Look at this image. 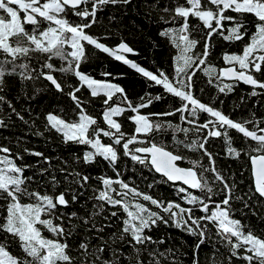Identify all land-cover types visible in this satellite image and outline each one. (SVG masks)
<instances>
[{
    "label": "snow or ice",
    "instance_id": "1",
    "mask_svg": "<svg viewBox=\"0 0 264 264\" xmlns=\"http://www.w3.org/2000/svg\"><path fill=\"white\" fill-rule=\"evenodd\" d=\"M172 2L169 0L170 4ZM129 3L130 0H0V11L7 14V18L0 16V54L3 55V59H0V88L3 87L5 77L11 75H19L21 80L42 77L50 82L51 88L70 98L78 120L68 121L53 112H47L45 127L50 125L62 133L65 143L72 141L91 147V151L83 152L82 160L79 155L74 156L75 165H88L96 157H102L115 173L114 177L103 174L92 177L65 160V167L49 164L48 168L39 167L37 172L24 176V171L32 166L18 165L15 160L22 159L21 153L17 152L14 159L9 147L0 146V153H3L0 155V199L4 201L0 205L3 213L0 216V232L6 238L8 234L18 238L21 250L20 255L13 254L7 244L0 243V264H146L145 253L152 264H163L165 257L170 258L169 264H179L180 248L170 247L164 251L151 248L153 244L165 242L166 238L161 236L156 241L146 232L158 223L167 225L169 222L195 237L191 245L192 264H200V249L205 244L211 249V264H225V260L226 264H233L234 257L248 264H264V238L250 229L244 230L241 219L234 216L238 209L233 206L234 201L238 202L239 211L243 214L244 210L252 211L264 203V127L258 126L264 123V119L252 113L255 119L254 130H249L245 125L252 123V120L234 119L211 101L202 102L195 94L198 70L209 77L208 83L213 82L212 77L220 81L217 88L221 93L232 91V85H225L221 81V77H228L234 78L235 82L242 81L251 85L253 91L249 95L264 94V80L253 74V70L264 74V0H186L184 4L175 7L165 5L159 8L162 13H173L167 18L160 15L159 19L165 24H176L178 18L183 20L177 27H162L159 31V35L166 37L177 50L172 58L171 72L161 67L149 70L128 59L125 53L137 54V50L124 38L108 44L91 34L90 30L101 19L98 17L99 10L106 5L119 8ZM69 12L79 18L78 22L68 18ZM190 16L202 22L199 36L191 34L196 26L190 24ZM109 19L115 21L116 17L110 16ZM25 25H31V31ZM112 35V30L106 28L103 36L111 38ZM219 37L223 41H236L241 44V48L237 51H223L221 55L229 66L217 71L209 60L213 40ZM9 38H13L15 43L10 42ZM87 46H94L116 61L130 66L145 78L146 88L161 86L163 91L155 95L145 91L139 97L130 98L127 89L114 82L117 77H123L124 73L114 75L102 71L101 75L105 79H96L85 73L81 70V64L86 59ZM196 49L200 51H194ZM32 52L41 54L36 59L38 68L30 67ZM53 58H59L62 62L58 69L52 63ZM56 72L64 75L71 73L76 83H65L57 77ZM82 86L90 90L86 99L81 95L84 91ZM257 86L261 92L256 91ZM65 88L69 90L65 92ZM169 94L173 100L171 108L158 112L144 111L154 101L163 102ZM94 98L101 101L99 116L86 111L93 106ZM0 104H7L18 119H24L6 96L0 95ZM129 111L131 115H127ZM122 113L128 121L134 122L131 134L123 131ZM204 113L208 114V118L199 122L198 114ZM173 114L190 127H182L170 119H152ZM221 129L230 144L232 139L227 135L228 129L237 130L243 137L250 138L246 146L227 149L229 156L239 158L244 155L251 161V184L254 186L246 191L237 182L236 174H229L226 168H221L208 149L210 138L220 137ZM168 130L172 131L174 140L177 132L185 134V140H176L177 145L201 152V159L190 161L192 167L180 166L185 157L148 138L154 132L159 134ZM203 130H207V133L203 134ZM190 132L200 135H195L189 142L187 135ZM101 133L103 137L109 138V143L102 142ZM35 134L42 135L39 131ZM253 141L255 146L251 143ZM134 143L144 146L130 147ZM121 151L125 157H130L139 165L167 177L168 181L173 182L178 200L186 201L189 206H183L177 199L154 197L122 179L123 173L117 168ZM24 152L39 156L43 161L52 159L34 149L25 148ZM205 157L207 163L203 164L201 160ZM197 167L200 168L199 173L195 171ZM57 171L60 179L57 178ZM208 176L212 177L215 184L209 181ZM92 179H96L102 187L92 186L93 195L82 202L84 213L58 209V205L70 206L80 202L79 196L87 190ZM131 179L129 177V181ZM176 182H182L183 186ZM62 184L63 190L54 191L52 195L48 193L50 186L55 190ZM31 185L38 187L29 190ZM38 188L45 191L41 192ZM196 190H199V194H195ZM68 195L71 200L66 198ZM22 197L30 202H22ZM141 197L158 211L141 203ZM92 200L97 203L93 204V211H87V202ZM106 206L116 210L109 211ZM197 209L202 214L197 215ZM42 214L45 218H42ZM99 216H103V222L97 220ZM114 218L120 222L119 226L116 231L107 233V228L115 226ZM54 219L58 222H54ZM65 219L68 220L67 227ZM38 225L44 226L57 238L44 237ZM77 235H80L76 248L78 255L73 257L69 254L67 241ZM93 240L96 243H92ZM218 244L226 250V257L220 252ZM104 253H108L107 258ZM218 254L223 259H218ZM205 258L209 259L207 254Z\"/></svg>",
    "mask_w": 264,
    "mask_h": 264
},
{
    "label": "trees",
    "instance_id": "2",
    "mask_svg": "<svg viewBox=\"0 0 264 264\" xmlns=\"http://www.w3.org/2000/svg\"><path fill=\"white\" fill-rule=\"evenodd\" d=\"M186 0H173L170 4L169 0H130L127 6L121 5L119 8H115L111 5H106L102 10L98 11V17L101 19L98 21L97 25L93 27L90 31L101 38V42L108 44H114L119 42L120 38H124L130 46L137 50V54H127V58L136 61L141 64V66L149 68V70H154L155 67H161L168 71H173L172 69V58L176 55L177 50L172 46L170 41L163 36L159 35V31L162 27H177L179 23H182V18H178L176 24L169 22L165 24L159 19L160 15H164L167 18L173 13H162L159 8L169 5L175 7L177 4H184ZM151 5H157V7H150ZM18 7V6H16ZM82 7V6H78ZM2 11H0L1 13ZM3 13V12H2ZM22 17L23 12H20ZM3 16L7 18V14L3 13ZM110 16H115L116 20H110ZM68 18L73 22H78L79 18L72 15L70 12ZM189 22L191 25L196 26V30L192 32V35L199 36L201 34L202 22L198 18L189 17ZM44 26H47L45 24ZM25 27L31 31V25H25ZM106 28H110L113 32L111 38H106L103 36ZM10 42L15 43L13 38H9ZM241 48V44L236 41H223L222 37L213 40V51L210 54L209 63L213 64L215 68L228 66L223 60L221 53L223 51H237ZM194 51H200L196 49ZM41 56L38 52L31 53L30 67L38 68L39 65L36 63V59ZM46 58V57H45ZM0 59H3V55L0 54ZM52 63L58 69L61 66V61L59 58H53ZM63 63H66L64 61ZM203 67V66H202ZM238 67V66H237ZM81 70L85 73L93 75L96 79H105L101 75L102 71H108L113 73H124L123 77H117L114 82L120 83L124 86L130 98L139 97L144 94L145 91L151 92L152 95L160 93L163 91L161 86L153 85L151 88L145 87V78L137 73L130 66L123 64L120 61H116L109 54L103 53L100 50L94 48V46H87L86 48V59L82 60ZM19 71V70H18ZM253 74L264 80V74L257 73L253 70ZM35 75V73H33ZM58 78H61L65 83H76L74 76L69 73L64 75L60 72H56ZM196 80L198 81L196 85V95L197 98L201 99L202 102L211 101L214 106L220 108L225 114H229L234 119L238 120H252V123L246 124L245 126L249 130L253 129V124L255 119L252 117V113H255V117L264 119V94L253 96L249 95L253 91L251 85H247L244 82H235L234 79H227L221 77V81L225 85H232V91H225L224 93L219 92L217 84L220 81H216L215 77H212V83H208L209 77L203 72L198 70L196 75ZM50 82H47L42 77L38 79H27L21 80L19 75L6 76L3 81V87L0 88V95H4L8 100H11L13 106L17 111L23 115L24 119H18L14 113L7 107V104H0V146H7L11 149V155L15 159V154L17 152L21 153L22 159H16L15 162L19 164H29L31 169H26L23 173L24 176L32 175L33 172H37L39 167L48 168L49 164L56 167H65L63 161L67 160L73 166L78 167L81 170L92 177H97L101 174L107 176H115V173L109 167L107 161L103 160L102 157H96L95 161L84 165L80 163L78 166L74 164V156L79 155L82 160V154L85 151L86 146L80 145L78 143L68 141L65 143L63 141V134L58 133L55 129L51 128L49 125L45 127L47 121L45 119V114L47 112H53L62 118L73 120L76 116L74 115V108L72 101L64 94L56 92L54 88L49 86ZM84 88L82 98H87L90 95V90L86 86ZM69 89L65 88V92ZM201 90H203L201 92ZM257 92H261L259 86L256 87ZM102 96V94H100ZM166 97L163 102H155L148 106L144 111L146 112H158L171 108L173 105V100ZM219 97V99H217ZM243 97V100H241ZM178 99V98H177ZM221 101L223 103L221 104ZM178 106V105H177ZM101 110V101L93 99V106L86 109L88 114L99 116ZM127 115H131L130 111ZM124 118L123 131L127 134H131L134 131V122L128 121L125 114H121ZM208 118V114H198V121L202 122L204 119ZM117 119H120L117 117ZM154 121L165 119H170L173 123L181 124L182 127H190L186 122L180 121L179 117L173 114L170 117H152ZM102 122V121H101ZM259 127H264V123L259 124ZM91 127V126H90ZM106 127V126H105ZM41 132L42 135H36V132ZM220 137L210 138L208 142V149L214 154L217 163L221 168H226L229 174L235 173L237 182L241 185L243 190H247L251 184V169H250V159L247 156L241 155L239 158L234 156H229L227 154V149L229 147L240 148L246 146V142L250 141V138L243 137L239 134L237 130L228 129L227 135L231 137L232 143L230 144L225 137L223 129H221ZM207 130H203V134H206ZM176 139L173 138V133L171 130L166 132H161L156 134L155 132L151 134L148 138L152 139L157 144H162L167 147L168 150L173 151L175 154L185 157L184 160L180 162L182 167H192L190 161L193 159H201L200 151H192L185 149L183 145H177L176 140H185V134L183 132H177ZM195 135H200V133H188L187 140L190 142ZM102 139L109 143V138L103 137ZM255 146V142H251ZM144 145L132 144L130 147H138ZM34 149L36 152L43 153L45 156H49L52 159L50 161H43L41 157L35 156L29 153H25L24 149ZM3 153H0L2 155ZM119 164L117 166L118 171L123 173L122 179L126 182L131 183L133 186L138 187L141 191L148 192L154 197L161 199H177V202L181 203L183 206L187 205L186 201L178 200V193L173 188V182L168 181L164 176L156 173L151 168H145L139 165L137 162L132 161L130 157H125L121 151L119 156ZM201 163L206 164V157L201 160ZM199 173L200 168L195 169ZM51 174V170H49ZM131 177V181H129ZM57 178L60 179V174L57 171ZM211 183L215 184L211 176H208ZM155 181V183H153ZM180 184L181 182H176ZM102 187L98 184L96 179L89 181V186L86 191L82 192L79 196L78 203L71 204L70 206H57L58 209H62L65 212L77 211L78 213H84L85 208L82 202L87 200L88 196L93 195L92 186ZM152 185V187H149ZM32 187H38L37 185H31ZM64 185L57 187L55 190L51 186L47 189L50 195L53 192H59L63 190ZM118 188V185H114ZM41 192L45 191L43 188H38ZM79 191V190H78ZM195 194H199V190L195 191ZM239 194V193H237ZM67 199L71 200V196H66ZM22 202H30L26 197H22ZM141 203H146L153 211H158L155 206L150 205V202L143 201V198H139ZM97 201L92 200L87 202V211H93V204ZM4 201L0 199V205H3ZM233 206L238 209L234 216L241 219L244 225V230H252L254 234L259 237L264 238V203L257 205L252 211L244 210L243 214L239 211L240 205L238 202H233ZM109 211L116 210L111 206H106ZM178 211V210H177ZM253 212L256 214L254 215ZM122 213V209H121ZM107 214V213H105ZM197 215L202 214V211L197 209ZM3 213L0 211V216ZM42 218L44 214H42ZM97 220L103 222V216L97 217ZM115 226L107 228L106 232L110 233L116 231L119 226V221L115 220ZM54 222H58L54 219ZM76 221H73L75 223ZM64 224L67 227L68 220H64ZM41 228V234L50 239L57 238L54 233L49 232L44 226L38 225ZM214 231V229H213ZM148 235H151L154 240L159 241L160 237L166 238L165 242L157 243L151 245V248H155L158 251H164L170 247L180 248L181 253L179 255V264H192V249L191 245L195 241V237L185 233L182 228H176L174 224L169 222L167 225L163 223H158L146 230ZM63 240V237H60ZM235 239V237H233ZM80 242V235L75 238L69 239L67 241L69 245V254L73 257L78 255L76 248ZM0 243L7 244L9 250L13 254L20 255L21 250L18 247V238H14L11 234H8L7 238L3 232H0ZM92 243H96L95 240ZM221 253H224V257L227 256L226 250L217 245ZM239 251H243L240 249ZM186 253V255L184 254ZM206 254L209 259H206ZM104 257H108V253H104ZM211 249L209 245L205 244L200 249V264H211ZM218 259H223L217 255ZM144 259L146 264H152L149 260L147 254L145 253ZM169 257L163 258V264H169ZM226 264V260H225ZM233 264H248V262L233 258Z\"/></svg>",
    "mask_w": 264,
    "mask_h": 264
},
{
    "label": "rangeland",
    "instance_id": "3",
    "mask_svg": "<svg viewBox=\"0 0 264 264\" xmlns=\"http://www.w3.org/2000/svg\"><path fill=\"white\" fill-rule=\"evenodd\" d=\"M0 16H3V13L1 12L0 13ZM5 17V16H4ZM6 18V17H5ZM54 115H56V114H54ZM58 116V115H57ZM60 117V116H59ZM60 118H62V117H60ZM63 119H65V118H63ZM66 120H68V119H66ZM73 120H78V117H75ZM68 121H72V120H68ZM102 142H104V143H106L103 139H102ZM85 150H89V151H91L92 149H91V147L88 145V146H86V148H85Z\"/></svg>",
    "mask_w": 264,
    "mask_h": 264
},
{
    "label": "water",
    "instance_id": "4",
    "mask_svg": "<svg viewBox=\"0 0 264 264\" xmlns=\"http://www.w3.org/2000/svg\"><path fill=\"white\" fill-rule=\"evenodd\" d=\"M127 54H130V53H125V55H127ZM225 67H228V66H225ZM225 78H227V79H234V78H228V77H225ZM250 169H251V161H250ZM154 170V169H153ZM155 171V170H154ZM158 174H160V175H162L161 173H158ZM163 176V175H162ZM166 179H167V177H165ZM171 182V181H170ZM182 183V182H181ZM254 186V185H253Z\"/></svg>",
    "mask_w": 264,
    "mask_h": 264
}]
</instances>
